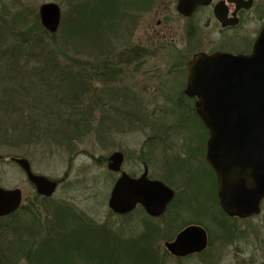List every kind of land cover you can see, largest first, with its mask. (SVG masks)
Here are the masks:
<instances>
[{"label": "rangeland", "instance_id": "374dc122", "mask_svg": "<svg viewBox=\"0 0 264 264\" xmlns=\"http://www.w3.org/2000/svg\"><path fill=\"white\" fill-rule=\"evenodd\" d=\"M137 1H150L144 6L154 1L150 7L157 8L170 3L128 0ZM46 2H55L62 9L56 33L48 31L40 17L39 21L36 18ZM118 6L115 0H0V104H5L0 105V186L22 190L19 211L22 207L24 210L17 214L31 225L30 233L28 228H17V233L13 232L14 224H20L17 217L5 216L6 221L0 218V244L7 246L6 259L16 257L19 264H101L100 260L103 264H264V199L256 215L230 217L219 211L209 170L205 167L207 175L199 172L194 178L188 165L181 166L177 159H171L172 153L181 151L182 155H192L187 140L182 144L177 140L183 138L177 135L191 134L196 141L199 122L194 127L182 110L173 112L176 106L151 102L162 95L164 83L172 85L167 90L179 96L187 74L182 58H190L197 50L212 53L227 46L225 40L231 45L241 40V31L238 28L220 33L212 19L206 28L186 34L174 11L170 18L182 30L177 26L172 41H143L152 51L142 54L138 67L143 77L139 73V81L157 80L161 87L144 90L148 102L140 105L144 112L139 114L135 111L138 105H121L107 95V74L115 70L106 66L115 60L120 63V54L136 42L130 40L137 33L128 27L131 14L125 5ZM147 10L145 21L156 20ZM259 28L255 21L244 26L248 41ZM32 29L35 32L29 36ZM163 42L168 47L157 56L155 46L163 47ZM16 44L24 46L25 53L21 51L22 55L17 56L19 52L14 50L17 57L8 59L13 53L8 48ZM47 48H54L56 57L49 56ZM103 61L108 63L103 65ZM93 67L97 72L90 70ZM11 103L16 106L10 105L4 112ZM108 114L113 116L109 118ZM37 115L33 127L26 128L28 117ZM151 128L172 137L174 146L172 143L169 151L161 150L171 152L169 159L160 160L158 150L149 144V138L156 133ZM175 147H180V152ZM118 150L126 153L125 171L140 175L144 160L153 178L163 179L175 190L173 201L161 217L150 218L141 207L128 216L111 213L108 200L117 176L110 173L106 160ZM11 157L28 159L36 174L64 180L51 196L39 195ZM192 224L206 229L208 248L186 257L171 255L165 242ZM144 225L149 227L148 233H143ZM147 241L153 245L154 261L142 256L143 242ZM12 250L19 252L11 257Z\"/></svg>", "mask_w": 264, "mask_h": 264}, {"label": "water", "instance_id": "95a60500", "mask_svg": "<svg viewBox=\"0 0 264 264\" xmlns=\"http://www.w3.org/2000/svg\"><path fill=\"white\" fill-rule=\"evenodd\" d=\"M211 0H202L208 4ZM198 1L180 0L178 9L189 14ZM216 16L228 25L216 8ZM41 22L50 32L58 30L61 9L54 2L40 7ZM190 86L202 99L197 111L210 130L207 159L217 172L219 197L228 215L249 216L260 212L264 198V28L250 55L200 53L190 65ZM26 173L37 192L51 196L58 182L35 174L26 158L12 157ZM109 169L119 172L124 155L114 152ZM147 169L138 179L122 173L115 184L109 208L124 214L141 204L147 213L162 215L174 197V190L160 180L147 177ZM20 188L0 186V218L16 212L22 204ZM208 234L200 225H189L173 241L166 242L172 255L185 257L203 251Z\"/></svg>", "mask_w": 264, "mask_h": 264}, {"label": "flooded vegetation", "instance_id": "af4514ba", "mask_svg": "<svg viewBox=\"0 0 264 264\" xmlns=\"http://www.w3.org/2000/svg\"><path fill=\"white\" fill-rule=\"evenodd\" d=\"M190 1H196V0H190ZM198 3H196L194 9L189 13L185 14L179 11L178 5L180 3V0H170L169 4H164L162 6L157 7H150L152 6L155 2L153 1L151 4H148V6H144V3L148 2H128V0H115L117 5H120L118 7H124L121 5H125L126 11L129 13L130 20H128V24L132 30L135 29V33L130 40H135L136 42L131 45L130 48H126L124 51V54H120V63H118L116 60L114 61L113 64H109L106 66L107 68H112L115 71L113 73L107 74L109 77L108 81H106V89H107V95L109 98L116 100L117 103L123 105V104H130V105H138L136 110L139 112V114H143L144 112V107L142 110V104H147L145 102L146 99L148 98L147 96H144L143 92L146 89H151L153 90L154 88H159L161 83L157 80H151V81H146V80H141L139 81V73H141V77L143 72L140 70L138 67V64L143 60L142 54L148 55L152 50L144 46V39L147 41H154L155 38L161 40H173V34L174 30L177 28L178 25H175L176 23L170 16L172 13L177 14V16L182 20L183 23V30L186 32V34H193L196 32V29L202 27L206 28L207 25L214 19L217 23V26L220 30V33H225L233 30H237L240 32L241 40L236 39L234 43L230 45L226 40L224 41L227 46L224 45L222 48L224 49H217L212 51L213 52H228V53H233V54H250L251 51L253 50V46L255 43V40L257 36L259 35L261 29L264 26V0H211L210 3L205 4L202 2V0H197ZM124 7V8H125ZM216 8H218L219 12L222 14L224 17L225 21L227 22L228 25L223 26L222 22L219 21V19L216 16ZM148 12V14H152L157 17L156 20H146L144 17V11ZM135 13V14H134ZM127 14V13H125ZM134 14V15H132ZM124 15V13H123ZM259 22L260 28L258 33L254 36L252 41H248L247 33L246 30H244V26L247 24H250L251 22ZM174 24V26L172 25ZM241 26L243 28H241ZM179 30H182V26H178ZM201 32V31H200ZM175 35V34H174ZM145 36V38H144ZM156 39V40H157ZM166 40V41H168ZM138 41V42H137ZM169 41V42H170ZM164 43V42H163ZM246 43H249V46L246 47ZM164 43L162 46L159 48V44H157V47L155 46V54L158 56L160 55L163 50L168 47V44L165 45ZM230 46V47H229ZM232 48V51L230 50ZM199 53H207L205 50H197L195 51L192 56L189 58L185 56L182 58V60L185 59V69L187 70L186 74V82L184 83L183 86L180 88L179 96L178 94L175 96L173 92H169L167 90L168 87H172V85H167L164 83L166 86L162 85L161 89H164V92L160 97H157L156 100L151 101L149 98V101L155 103V104H163V105H170V106H176L173 107V112H179L182 110L183 115H185L186 121L191 119V121L194 124V127L196 125V122H199L200 127L197 130V137L196 141L191 138V134L183 135L179 132V137L186 139L188 144L187 146L192 150V155L188 153V156L182 155L181 151L180 152V147H175L176 152H180L179 154L172 153L171 159L176 160L179 162L181 166L183 165H188L190 167V174L192 177H197V173H203L205 176L207 175L205 171V167L209 170L210 176L213 178V185H214V192L216 195V198L218 197V202L220 205V199H219V182H218V176L216 171L213 169L211 164L209 163L207 159V151H208V140L210 137V131L207 128L206 124L200 117V115L197 112V105L199 102H201L202 96L198 89L196 87L190 86V65L193 62L194 58L199 54ZM211 54V53H207ZM180 57V56H179ZM172 61H173V56H171ZM111 61V59H110ZM180 62V61H179ZM178 62V63H179ZM97 67H93L90 70H97ZM172 68V64L170 67ZM105 69V68H104ZM97 72V71H95ZM156 77V76H153ZM111 78V80H110ZM129 80H128V79ZM114 79V80H112ZM121 79V80H119ZM142 79V78H141ZM183 84V83H182ZM152 93H154L152 91ZM139 94V95H138ZM161 98V99H159ZM141 105V106H140ZM142 110V111H141ZM179 110V111H178ZM130 114V113H129ZM109 118L113 116V114H108ZM126 115V114H125ZM128 117V116H127ZM180 125V124H179ZM178 126V125H177ZM145 130H148L147 128ZM144 130V131H145ZM153 131L155 134L151 136L148 140L149 144L153 147L152 149L158 150V157L160 160H165L166 158L169 159L167 156L169 153L166 154V152L161 151L163 149H166L169 151L172 147L169 145L173 143L172 137L169 138V134L163 132L161 129L155 130V128L149 129ZM142 132V131H141ZM164 135V136H163ZM182 139H178L177 141H182V144L185 142ZM199 146V151L195 150V147L197 145L196 142H198ZM174 146V143H173ZM184 146L182 148L184 149ZM123 153L124 155V161L122 163V169L119 172H114L111 169H109L110 173L115 174L117 176L115 183L112 187V190L119 180V178L122 176V173H126V177L130 179H138L141 177L142 174H144L145 170L147 169L148 173L147 176L150 179H158V178H153L151 176V171L149 169L148 163H146L143 158L141 160L143 164V172L140 175H134L130 174L127 171L123 169L125 165V161L127 159L126 153L124 151L118 150ZM116 152V151H114ZM112 152L109 157L107 158V166L109 168V163L110 160L109 158L111 155L114 153ZM157 153V152H156ZM166 157V158H165ZM166 159V160H167ZM171 161V160H170ZM163 180V179H159ZM189 182V180H186ZM192 183V182H191ZM221 208V207H219ZM222 211V210H219ZM112 213V212H111ZM132 212H128L125 214H114L118 216H128V214H131ZM113 214V213H112Z\"/></svg>", "mask_w": 264, "mask_h": 264}, {"label": "trees", "instance_id": "16d2710c", "mask_svg": "<svg viewBox=\"0 0 264 264\" xmlns=\"http://www.w3.org/2000/svg\"><path fill=\"white\" fill-rule=\"evenodd\" d=\"M36 18H37V21H39V14L37 13L36 14ZM2 24V23H1ZM30 25V24H29ZM1 29V28H0ZM34 29H36L35 28V26H34ZM34 29H32L31 30V34H30V32L28 33V35L29 36H32V33H34L35 31H34ZM28 31V30H27ZM1 34H3L1 31H0V35ZM27 40H30L29 39V37H27ZM26 39H25V41H24V44L26 45ZM9 49V51H11V52H13V53H10V55L11 56H9V58L8 59H10V57H17V56H20V55H22L21 53H25V50H26V48H24V46H22V45H19V44H16V45H14L13 47H10V48H8ZM48 49V48H47ZM54 48H49L48 50H49V56H51V57H56L55 55H54V50H53ZM14 50H15V52H19V53H16V55L17 56H15V54H14ZM21 51H23V52H21ZM108 63V62H107ZM106 62H104L103 61V65H105V64H107ZM56 66H54V65H51V68H55ZM103 68H105V67H103ZM86 72H89V71H86ZM1 103V102H0ZM78 103H80V102H78ZM0 105H5V104H0ZM6 105H8V103H6ZM10 105H13V106H16L14 103H11V104H9V106H7L6 108H7V110H4V112H8L9 111V109L11 108L10 107ZM21 111H22V109H20ZM20 110H15L14 109V112H17V111H20ZM73 110L74 111H76L77 109L76 108H73ZM38 119V115L36 116V117H34V116H30V117H28V121H27V124H26V128H28L29 126H32L33 127V124L35 123L34 122V120H37ZM30 120V121H29ZM65 135H68V133H66ZM20 209H21V207H20ZM24 210V208L22 207V210L21 211H23ZM19 211V210H18ZM17 211V212H18ZM21 211H19V212H21ZM17 212H15L14 214H12V215H10L8 218H15V217H17L18 218V220H19V223L20 224H14V226L16 227V228H14L13 229V232L15 231V232H19V230L17 229V228H21V229H24V228H30V226L31 225H28L26 222H24V220L22 219V218H20V217H18V214H17ZM6 219L7 218H1V220H3V221H6ZM25 219V218H24ZM0 220V221H1ZM26 220V219H25ZM21 221H23V222H21ZM14 223V222H13ZM4 225L6 226V228L7 227H9V225H8V223L7 222H4ZM67 226V225H66ZM104 226V225H103ZM145 226V225H144ZM68 227V226H67ZM93 226H91V228H92ZM27 230V229H26ZM149 230V227H147V226H145V229L143 230V233H146L147 231ZM8 231V230H7ZM27 232H29L30 233V229H29V231H27ZM67 233V232H66ZM142 233V234H143ZM148 233V232H147ZM2 236V235H1ZM0 236V237H1ZM142 239L144 240V236H142ZM143 243H145V246L141 249L142 250V256H143V258H145L146 257V259H152V261H154L155 260V257H154V255H153V253H152V251H153V245L151 244V245H148V244H150L151 243V241H147V242H143ZM6 248H7V246H5V245H3V244H0V264H7L8 263V261L9 262H12V264H19V259L18 258H16L15 257V259H11V260H7L6 259V256H5V250H6ZM30 249H33V247H31ZM19 251L18 250H12V254L10 255L11 257H12V255H14V253H15V255H17V253H18ZM30 253V252H29ZM28 253V254H29ZM28 256V255H27ZM99 263H101V264H103L104 262L102 261V260H100V261H98ZM31 264H34V263H31ZM41 264H43V263H41ZM83 264H92V263H87L86 261L85 262H83ZM105 264H108L107 263V261H106V263ZM144 264V263H143Z\"/></svg>", "mask_w": 264, "mask_h": 264}]
</instances>
